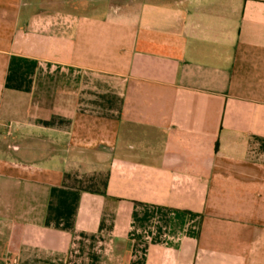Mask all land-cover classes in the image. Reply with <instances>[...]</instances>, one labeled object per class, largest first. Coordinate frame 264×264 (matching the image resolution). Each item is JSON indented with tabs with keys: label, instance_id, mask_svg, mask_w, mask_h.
<instances>
[{
	"label": "crops",
	"instance_id": "crops-1",
	"mask_svg": "<svg viewBox=\"0 0 264 264\" xmlns=\"http://www.w3.org/2000/svg\"><path fill=\"white\" fill-rule=\"evenodd\" d=\"M264 264V0H0V264Z\"/></svg>",
	"mask_w": 264,
	"mask_h": 264
},
{
	"label": "built area",
	"instance_id": "built-area-1",
	"mask_svg": "<svg viewBox=\"0 0 264 264\" xmlns=\"http://www.w3.org/2000/svg\"><path fill=\"white\" fill-rule=\"evenodd\" d=\"M10 264H15V263H10Z\"/></svg>",
	"mask_w": 264,
	"mask_h": 264
}]
</instances>
